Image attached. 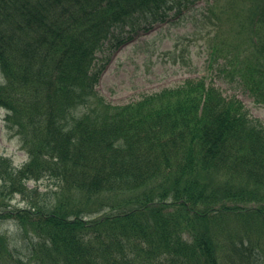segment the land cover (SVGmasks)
I'll return each instance as SVG.
<instances>
[{
    "label": "trees",
    "instance_id": "obj_1",
    "mask_svg": "<svg viewBox=\"0 0 264 264\" xmlns=\"http://www.w3.org/2000/svg\"><path fill=\"white\" fill-rule=\"evenodd\" d=\"M197 1L0 0V107L27 153L0 155V264H264V122L204 76L95 90L106 40ZM234 2L208 61L264 105V0Z\"/></svg>",
    "mask_w": 264,
    "mask_h": 264
},
{
    "label": "rangeland",
    "instance_id": "obj_2",
    "mask_svg": "<svg viewBox=\"0 0 264 264\" xmlns=\"http://www.w3.org/2000/svg\"><path fill=\"white\" fill-rule=\"evenodd\" d=\"M228 1L234 2L217 0L209 12L207 4L211 0H200L180 17L154 24L149 31H128L127 27L120 37H132L125 43L118 44V38L106 40L94 59L93 68L98 71L96 93L106 103L123 105L187 78L204 76L212 79L225 96L237 97L251 117L264 122V105L256 104L247 91L216 72V64L208 61L210 46L226 39L229 26L234 23L233 10L241 11V5L234 2L235 6H230ZM4 114L0 109V155L10 157L14 165L20 166L27 153L18 136L6 127ZM28 185L43 189L47 180L29 181ZM12 203L25 204L18 196ZM6 229L20 242L24 240L15 227L8 225Z\"/></svg>",
    "mask_w": 264,
    "mask_h": 264
}]
</instances>
